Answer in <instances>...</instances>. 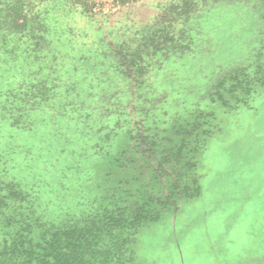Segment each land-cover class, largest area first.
I'll use <instances>...</instances> for the list:
<instances>
[{
	"label": "trees",
	"instance_id": "obj_1",
	"mask_svg": "<svg viewBox=\"0 0 264 264\" xmlns=\"http://www.w3.org/2000/svg\"><path fill=\"white\" fill-rule=\"evenodd\" d=\"M235 1L0 0V120L36 136L39 147L44 137L71 145L79 158L105 154L122 134L157 139L204 102L226 104L224 95L250 79L251 64L219 67L192 96L175 67L206 49L203 14ZM1 159L0 264H136L137 234L160 216L149 198L130 200L132 186L121 182L98 199L82 191V201L60 206L47 189L56 211L47 215L38 210L40 187L20 188ZM175 189L182 198L201 191Z\"/></svg>",
	"mask_w": 264,
	"mask_h": 264
},
{
	"label": "rangeland",
	"instance_id": "obj_2",
	"mask_svg": "<svg viewBox=\"0 0 264 264\" xmlns=\"http://www.w3.org/2000/svg\"><path fill=\"white\" fill-rule=\"evenodd\" d=\"M263 12L264 0L217 4L200 18L206 49L175 64L195 88L192 96L219 67L253 65L250 79L224 95L226 104L204 102L200 112L182 114L157 139L134 141L122 134L105 146V154L82 158L73 146L51 144L47 137L39 147L36 136L20 135L0 120L7 178L23 190L39 186L38 210L47 215L56 212L47 189L55 193L54 205L66 206L82 201V191L98 199L104 188L132 186L130 200L149 198L152 210L160 212L137 234L136 264H264ZM258 63L262 70L256 74ZM197 185L201 191L192 198L175 189ZM170 199L165 208L162 202Z\"/></svg>",
	"mask_w": 264,
	"mask_h": 264
}]
</instances>
